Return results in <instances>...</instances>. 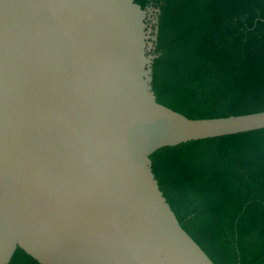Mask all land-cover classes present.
<instances>
[{
	"label": "water",
	"instance_id": "water-1",
	"mask_svg": "<svg viewBox=\"0 0 264 264\" xmlns=\"http://www.w3.org/2000/svg\"><path fill=\"white\" fill-rule=\"evenodd\" d=\"M152 32L134 0H0V264L17 248L42 264H215L153 152L262 129L264 110L161 104Z\"/></svg>",
	"mask_w": 264,
	"mask_h": 264
},
{
	"label": "trees",
	"instance_id": "trees-1",
	"mask_svg": "<svg viewBox=\"0 0 264 264\" xmlns=\"http://www.w3.org/2000/svg\"><path fill=\"white\" fill-rule=\"evenodd\" d=\"M161 1L152 87L189 118L264 110V0ZM152 163L182 228L215 264H264V128L164 146ZM8 264H42L17 248Z\"/></svg>",
	"mask_w": 264,
	"mask_h": 264
},
{
	"label": "rangeland",
	"instance_id": "rangeland-1",
	"mask_svg": "<svg viewBox=\"0 0 264 264\" xmlns=\"http://www.w3.org/2000/svg\"><path fill=\"white\" fill-rule=\"evenodd\" d=\"M162 2H153L152 4L147 5L145 8L146 10V22L150 29L153 30L152 36H155L157 32V22H158V16L160 13ZM153 45H155V40L150 39L149 40Z\"/></svg>",
	"mask_w": 264,
	"mask_h": 264
}]
</instances>
